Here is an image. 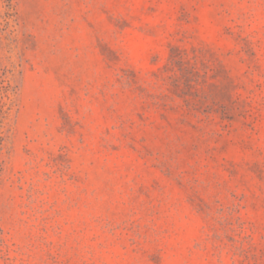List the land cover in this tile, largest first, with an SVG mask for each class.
<instances>
[{"label":"rangeland","instance_id":"374dc122","mask_svg":"<svg viewBox=\"0 0 264 264\" xmlns=\"http://www.w3.org/2000/svg\"><path fill=\"white\" fill-rule=\"evenodd\" d=\"M0 264H264V0H0Z\"/></svg>","mask_w":264,"mask_h":264}]
</instances>
